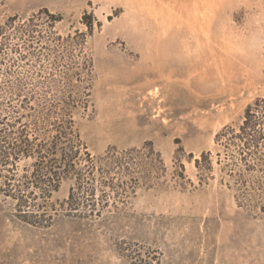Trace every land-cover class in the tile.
<instances>
[{
  "label": "rangeland",
  "instance_id": "374dc122",
  "mask_svg": "<svg viewBox=\"0 0 264 264\" xmlns=\"http://www.w3.org/2000/svg\"><path fill=\"white\" fill-rule=\"evenodd\" d=\"M44 7L64 17L63 33L86 30V12L102 23L88 41L91 106L78 117L89 150L152 141L168 174L127 197L111 192L101 216L60 209L50 227L16 218L0 192V264H264V215L238 207L219 172L199 185L195 167L264 98V0H0V20ZM181 146L196 186L173 175ZM73 185L54 194L58 208Z\"/></svg>",
  "mask_w": 264,
  "mask_h": 264
},
{
  "label": "trees",
  "instance_id": "16d2710c",
  "mask_svg": "<svg viewBox=\"0 0 264 264\" xmlns=\"http://www.w3.org/2000/svg\"><path fill=\"white\" fill-rule=\"evenodd\" d=\"M63 19L44 7L0 20V192L14 202L16 218L38 228L52 226L60 209L101 216L111 192L127 197L168 174L152 141L127 149L110 146L100 155L89 150L78 117L91 106L97 76L88 41L102 23L86 12V30L63 33L58 28ZM215 143L195 158L199 185L219 172L238 207L264 215V98L247 105L239 124L218 131ZM184 153L178 148L173 175L187 188L196 185L186 174ZM69 179L74 185L58 208L54 194Z\"/></svg>",
  "mask_w": 264,
  "mask_h": 264
}]
</instances>
